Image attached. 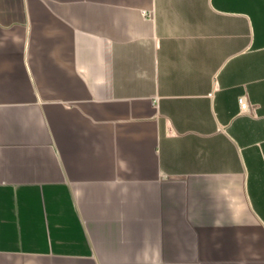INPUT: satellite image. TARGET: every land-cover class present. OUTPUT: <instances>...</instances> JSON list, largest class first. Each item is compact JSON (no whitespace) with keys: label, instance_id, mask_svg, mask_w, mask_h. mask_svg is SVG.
Masks as SVG:
<instances>
[{"label":"crops","instance_id":"1","mask_svg":"<svg viewBox=\"0 0 264 264\" xmlns=\"http://www.w3.org/2000/svg\"><path fill=\"white\" fill-rule=\"evenodd\" d=\"M0 264H264V0H0Z\"/></svg>","mask_w":264,"mask_h":264},{"label":"built area","instance_id":"2","mask_svg":"<svg viewBox=\"0 0 264 264\" xmlns=\"http://www.w3.org/2000/svg\"><path fill=\"white\" fill-rule=\"evenodd\" d=\"M239 109L242 113H250L252 109L255 108V105L251 104L245 95L239 96L238 99Z\"/></svg>","mask_w":264,"mask_h":264}]
</instances>
